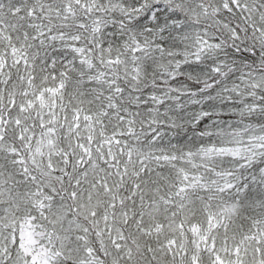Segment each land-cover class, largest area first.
Returning <instances> with one entry per match:
<instances>
[{
    "label": "snow or ice",
    "instance_id": "obj_1",
    "mask_svg": "<svg viewBox=\"0 0 264 264\" xmlns=\"http://www.w3.org/2000/svg\"><path fill=\"white\" fill-rule=\"evenodd\" d=\"M0 264H264V0H0Z\"/></svg>",
    "mask_w": 264,
    "mask_h": 264
}]
</instances>
